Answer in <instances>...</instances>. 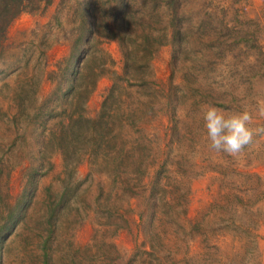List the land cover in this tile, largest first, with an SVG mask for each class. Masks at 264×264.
<instances>
[{"label":"trees","instance_id":"1","mask_svg":"<svg viewBox=\"0 0 264 264\" xmlns=\"http://www.w3.org/2000/svg\"><path fill=\"white\" fill-rule=\"evenodd\" d=\"M187 1L78 0L69 53L36 83L31 123L16 131L35 143L25 145L22 190L13 202L6 197L17 170L12 153L18 145L0 149V264H5L7 240L21 232H27V240L32 234L41 264H55L50 242L61 230L58 222L67 221L65 225L70 226L73 212L78 228L92 225L93 242L78 246L71 242L70 248L76 250L71 264L159 262L156 254L166 252L173 232L172 223H165L159 212L186 209L190 204V188L184 185L189 170L185 156L177 166L172 160L173 151L188 136L179 110L187 108L189 101L196 110L206 105L229 107L204 90L200 74L206 66L200 58L187 68ZM52 4L53 0H0V60L12 23L25 14H41ZM102 41L117 43L120 72L106 70L112 62L109 57L96 61L92 49ZM167 45L171 48L167 77L161 81L155 62ZM215 56L219 52L201 59L206 58L215 69ZM105 75L110 85L102 93L97 112L89 116L87 103ZM43 83L54 87L55 100L34 107ZM21 88H16L12 100L15 122L24 106ZM54 155L60 161L55 183L61 190L50 184L42 195L39 182L55 169ZM83 166L86 173L79 178ZM86 183L88 190L78 195ZM74 197L79 205L72 209ZM38 201L47 212L37 221L32 214ZM65 230L69 229L64 226ZM76 231L71 229L74 240ZM124 232L131 233L135 243L129 255L121 253L116 242ZM141 236L145 240L138 244ZM146 244L148 258L140 259V247ZM169 259L164 254L162 264H176Z\"/></svg>","mask_w":264,"mask_h":264},{"label":"rangeland","instance_id":"2","mask_svg":"<svg viewBox=\"0 0 264 264\" xmlns=\"http://www.w3.org/2000/svg\"><path fill=\"white\" fill-rule=\"evenodd\" d=\"M61 1L53 0L45 12L25 14L13 22L0 60V149H6L12 143L18 145L12 153L17 170L6 197L11 202L22 190V174L27 165L25 145L35 143L33 139L18 135L17 128L26 129L31 123L36 83L45 71L53 69L57 61L67 56L72 30L77 26L78 0H64L60 6ZM186 11L189 17L184 43L186 65L192 68L200 58L206 66L205 72L200 74L204 90L212 93L219 103L228 105V108H222L226 112L243 111L264 101V0H188ZM201 20L203 24L199 27ZM92 52L97 62L111 58L107 71L120 72L117 43L102 41ZM217 52L219 56H215L216 66L212 69L207 59L201 58ZM170 53V46H165L155 62L161 81L167 77ZM179 76L176 74L177 81ZM191 82H194L192 78ZM109 85L108 75L99 80L86 106L89 116L99 109L102 93ZM177 85L180 86L179 81ZM18 86L22 87L24 106L15 122L12 100ZM53 88L43 83L34 107L43 101L55 100ZM206 106L196 110L189 101L187 108L179 110V120L188 136L185 144L173 151L172 160L177 166L185 156L189 170L184 185L190 188V204L186 209L159 212L165 223H172L173 232L168 237L170 243L166 252L162 250L156 254L159 261L156 263L162 264L164 254H168L169 261L176 264H264V134L257 135L253 143L237 155L215 152L209 147L202 119ZM252 127H264V118L254 117ZM52 160L55 169L39 182L42 195L50 184L55 190H61L55 183L60 171L59 157L54 155ZM85 173L83 166L79 178ZM87 186L86 183L78 195L87 191ZM3 195H7L6 191ZM75 199L70 204L72 209L79 205ZM38 202L40 205L32 214L37 221L43 211L44 214L47 212L44 204ZM75 216L76 212H73V217L68 220L69 227L65 225L67 221L58 222L61 230L56 239L51 240L49 252L54 256L55 264L74 261L76 250L70 248L71 242L75 246L93 242L92 225L86 223L82 229L78 228ZM64 226L69 230L63 231ZM71 229L77 230L75 240ZM176 229L178 232L174 231ZM26 233H14L7 240L5 264H41L37 244L31 239L32 234L27 240ZM166 239L163 236V240ZM144 240L141 236L138 244ZM116 242L119 251L128 255L135 244L129 232H124ZM148 250V244L140 247V259L148 258L144 254Z\"/></svg>","mask_w":264,"mask_h":264},{"label":"clouds","instance_id":"3","mask_svg":"<svg viewBox=\"0 0 264 264\" xmlns=\"http://www.w3.org/2000/svg\"><path fill=\"white\" fill-rule=\"evenodd\" d=\"M256 116L264 118V101L234 112H226L213 105L206 106L202 119L210 149L231 155L241 153L257 135L264 134V127H252Z\"/></svg>","mask_w":264,"mask_h":264}]
</instances>
